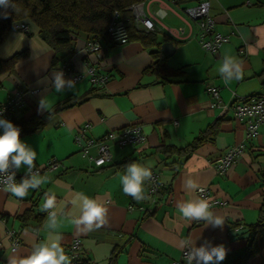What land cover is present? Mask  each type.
<instances>
[{
    "label": "crops",
    "instance_id": "1",
    "mask_svg": "<svg viewBox=\"0 0 264 264\" xmlns=\"http://www.w3.org/2000/svg\"><path fill=\"white\" fill-rule=\"evenodd\" d=\"M201 1L143 2L146 12L161 7L166 11L159 18L161 31L154 35L160 44L173 42V54L163 55L169 72L183 73L178 77L147 73L153 59L137 41L117 45L98 39V58L84 53L88 42L81 35L74 44L75 52L60 56L53 64L55 52L41 40L33 24H27L28 33L12 30L7 34L0 44V61L23 52L25 56L0 74V103L20 92L24 106L17 112V120L50 115L45 126L20 139L37 152L36 168L50 161L60 165L43 173L41 176L48 178L46 183L30 190L23 200L0 190V264H8L12 254L9 233H15L20 240L16 249L19 255L29 254L35 243L47 238L43 225L48 213L41 210L45 193L56 195L65 252L73 240L81 242L84 252L80 264H171L180 259L182 242L188 239L196 247L206 242L210 247L223 244L228 251L220 264L239 263L245 254L248 227L256 222L264 201V125L258 136H248L229 107L238 98L264 94V0H208L215 31L229 36V42L217 54L200 48L196 39L198 26L184 13V9ZM177 28L190 33L189 38L171 39L167 29ZM226 55L243 61L241 80L226 84L218 73ZM65 62L71 66L70 73H63L66 81H73L79 73L83 79L75 82L73 89L57 93L53 74L62 72ZM90 67L106 82L92 86L86 76ZM210 86L219 87V102L214 107V99L207 92ZM41 99H45L47 111H38ZM85 125V138L95 143L108 132L127 127L138 128L146 141L125 147L110 143L111 161L93 169L74 141L78 128ZM213 126L217 134L212 141L191 153L181 152ZM145 128L151 129L149 134H145ZM236 145L243 146L241 155L226 172L218 174V159ZM164 147L174 152L165 155L160 151ZM96 154V146H92L88 156ZM132 162L151 163V170H158L162 189L157 206L123 193L120 177ZM17 171V183L30 178L26 166ZM188 179L199 188H209L224 203L212 209L223 218L222 227L206 226L205 222L197 226L195 220L188 221L179 214L178 202L199 199L196 190L185 189ZM144 187L147 195L146 181ZM79 193L95 198L107 208L104 225L87 231L83 225L73 223L80 215L79 205L73 203ZM241 264H264V247Z\"/></svg>",
    "mask_w": 264,
    "mask_h": 264
},
{
    "label": "clouds",
    "instance_id": "2",
    "mask_svg": "<svg viewBox=\"0 0 264 264\" xmlns=\"http://www.w3.org/2000/svg\"><path fill=\"white\" fill-rule=\"evenodd\" d=\"M0 7L7 9L14 7L12 0H0ZM218 73L227 84L233 80L243 78V61L233 57H222ZM65 84L68 85L65 89ZM53 86L57 93L65 90H71L75 87L74 81H66L63 72L53 74ZM47 111L48 105L45 99H41L38 105V111ZM0 174H5L6 179L0 178V190L9 193L12 197L23 200L30 190H37L47 181L46 176H41L36 169L37 152L28 147L20 139V128L13 122L0 118ZM145 134H149L151 129L145 128ZM24 165L30 178H25L17 183L14 179V173L8 174L10 167L19 170ZM152 164H140L137 162L129 163L126 166L125 173L120 177L123 193L131 196L136 201L147 199L145 191V181L152 178ZM187 190H197L199 185L191 179L184 182ZM202 191V189H199ZM41 210L47 212V218L43 225L48 235L45 240L39 241L32 246V250L27 255H19L15 248L12 254L8 256V264H72V258L69 257L62 246L63 236L59 229L62 226V219L57 212V199L55 193H45ZM74 204L80 207V215L73 220L77 226L83 225L87 231H92L104 225L107 220V208L95 198L79 193L73 200ZM177 209L179 214L188 221H204L205 225L213 227H222L224 220L221 216L212 210V205L207 199H189L178 202ZM183 249H189L185 255L186 264H220L227 255V249L223 244L210 247L208 243L196 247L195 242L188 239L182 242Z\"/></svg>",
    "mask_w": 264,
    "mask_h": 264
},
{
    "label": "built area",
    "instance_id": "3",
    "mask_svg": "<svg viewBox=\"0 0 264 264\" xmlns=\"http://www.w3.org/2000/svg\"><path fill=\"white\" fill-rule=\"evenodd\" d=\"M164 8H159L155 12H146L143 7V3L132 5L128 8L131 12L133 25L135 29L139 32L145 34H157L161 31L159 26V18L166 15ZM185 15L196 22L198 26L197 42L200 48L207 53L217 54L220 48L229 42V36L217 33L214 29V20L210 15V4L208 0H203L193 7L184 9ZM12 30L29 32V27L26 23H20L13 26ZM168 36L171 39L184 41L190 36V33H185L182 28L177 29H167ZM106 35L112 44L124 45L128 42V33L125 24L120 20L117 12L114 13L111 22L107 26ZM98 39L89 41L85 47L86 55H96L98 58L101 57V46L97 42ZM71 66L65 62L62 66L63 73H70ZM86 76L89 77V82L92 86H98L106 82V78L97 77L94 74L93 68H87ZM83 79V74H76L73 76L74 82H80ZM207 92L214 99L212 106L218 105L219 100V87L210 86ZM23 94L16 92L9 96L5 102L0 103V118L12 121L16 118L17 112L24 106ZM227 109V106H223ZM233 114V118L239 122H242L245 126L248 136L255 137L258 136L259 128L264 125V94H259L246 98L236 99L229 107ZM88 129V126H81L78 128L74 141L77 149L82 156L88 157L89 161L94 168H100L111 161V154L109 150V144L114 143L119 147H125L128 145L142 144L146 141V137L141 133L138 128H123L117 131H110L103 136V138L95 143L93 140L86 139L84 134ZM2 133V130H0ZM92 146H96L97 154L95 157L88 156V151ZM243 150L242 145H236L230 147L217 161L215 168L218 174H223L226 170L237 160L241 155ZM60 165L59 162L50 161L42 168L33 169V172L39 171L42 175L45 172H51L55 170ZM15 174L14 179L17 182L20 174L14 167H10L8 174ZM153 175L151 180L146 181L147 189V201L152 207L159 204L157 199L159 193L161 192L162 185L158 180V170L152 171ZM26 175H30L26 171ZM0 178L6 179L5 174H0ZM3 185H0L2 188ZM199 189H202L200 191ZM196 190V195L199 199H207L211 205L212 209L215 207L223 206L224 203L215 198L209 188L203 187ZM204 221H194L195 225L199 226ZM11 239V250L13 248L17 249L20 245V240L18 236L11 232L9 233ZM189 249H182L181 257L178 261H174L171 264H186L185 255ZM83 247L81 242L77 239L73 240L66 249V254L72 258V264H77L81 255H83ZM195 264V261H193Z\"/></svg>",
    "mask_w": 264,
    "mask_h": 264
},
{
    "label": "trees",
    "instance_id": "4",
    "mask_svg": "<svg viewBox=\"0 0 264 264\" xmlns=\"http://www.w3.org/2000/svg\"><path fill=\"white\" fill-rule=\"evenodd\" d=\"M146 0H12L14 7H0V44L13 26L26 23L33 24L39 30V37L55 52L53 64L60 60V56L75 52L74 44L79 36L86 37V42L96 39H108L106 29L115 12L125 24L128 33V42H140L153 59L146 72L163 77H178L183 74L176 70L169 72L165 67V56L160 51V43L154 34H145L135 29L131 12L132 5L143 3ZM111 43V42H110ZM25 56V52L2 62L0 61V74L12 68L13 64ZM49 114L31 116L27 120L13 122L20 128V136L34 133L46 125ZM217 134L216 126L207 128L198 135L193 142L185 148L183 153H191L205 142L212 141ZM163 154H172L171 148H160ZM26 217L21 218L25 220ZM249 236L246 243L245 254L238 264L258 255L264 247V201L256 222L248 227ZM114 259V258H113ZM80 264V261L77 263Z\"/></svg>",
    "mask_w": 264,
    "mask_h": 264
},
{
    "label": "water",
    "instance_id": "5",
    "mask_svg": "<svg viewBox=\"0 0 264 264\" xmlns=\"http://www.w3.org/2000/svg\"><path fill=\"white\" fill-rule=\"evenodd\" d=\"M175 50L173 42H164L160 45V51L162 54H164L166 57H169L173 54Z\"/></svg>",
    "mask_w": 264,
    "mask_h": 264
}]
</instances>
